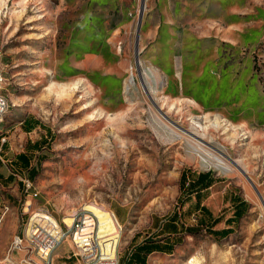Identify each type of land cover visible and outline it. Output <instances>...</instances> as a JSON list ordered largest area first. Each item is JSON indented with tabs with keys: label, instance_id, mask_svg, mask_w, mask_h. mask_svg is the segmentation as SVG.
Here are the masks:
<instances>
[{
	"label": "rangeland",
	"instance_id": "374dc122",
	"mask_svg": "<svg viewBox=\"0 0 264 264\" xmlns=\"http://www.w3.org/2000/svg\"><path fill=\"white\" fill-rule=\"evenodd\" d=\"M141 5L0 0L9 105L0 138L9 156L31 138L48 143L34 155L31 190L21 186L9 202L21 179L0 186V264L25 257L9 250L36 192L33 202L69 225L82 210H115L120 259L136 234L151 238L153 222L176 209L184 169L220 179L206 203L222 218L214 229L229 226L233 196L246 215L227 237L199 223L148 264H264V0H145L139 28ZM27 115L42 124L28 135L19 126ZM199 214L186 221L196 225ZM73 246L67 239L54 264H85Z\"/></svg>",
	"mask_w": 264,
	"mask_h": 264
},
{
	"label": "built area",
	"instance_id": "2783aa9c",
	"mask_svg": "<svg viewBox=\"0 0 264 264\" xmlns=\"http://www.w3.org/2000/svg\"><path fill=\"white\" fill-rule=\"evenodd\" d=\"M1 57L0 51V112H4L9 109V105L3 94L5 78ZM32 185L30 179L24 181L26 191L31 190ZM36 196H38L37 192L33 194V197ZM103 212L113 220L116 228L120 227L114 213ZM100 226L101 219L94 210L78 212L66 228L51 214L40 212V218H33L32 213L26 223L24 234H17L13 237L9 251L25 253V257L20 260L19 264H54L57 249L67 239H71L75 250L74 255L80 256L85 264H120L116 247L107 251L101 243L105 239H110L114 234L101 236ZM7 261L11 263L10 259Z\"/></svg>",
	"mask_w": 264,
	"mask_h": 264
},
{
	"label": "trees",
	"instance_id": "16d2710c",
	"mask_svg": "<svg viewBox=\"0 0 264 264\" xmlns=\"http://www.w3.org/2000/svg\"><path fill=\"white\" fill-rule=\"evenodd\" d=\"M20 158L24 155H20ZM1 178V176H0ZM220 179L216 178L211 171L208 172H191L184 169L180 175L179 190L180 195L177 200V207L168 217L158 235L167 234L169 238L166 240H156L154 238H142L141 234H136L130 244L128 251L119 259L121 264H147V259L153 252L172 253L175 245L181 244L183 234H197L201 229L199 223L206 225L210 234L220 237H227L234 232L232 227L223 230H214L213 227L221 221V217L214 218L213 215L202 206V201L209 195V189ZM194 201V202H193ZM189 205V206H187ZM243 208L236 209L233 218H229V224L239 220L247 211L248 205L245 201L240 202ZM196 212L201 213L196 225L187 224L186 219ZM206 217V219L204 217ZM166 219V218H165ZM208 222V223H207ZM175 236L173 240L171 236ZM141 238L143 239L140 242Z\"/></svg>",
	"mask_w": 264,
	"mask_h": 264
},
{
	"label": "crops",
	"instance_id": "0c3cea01",
	"mask_svg": "<svg viewBox=\"0 0 264 264\" xmlns=\"http://www.w3.org/2000/svg\"><path fill=\"white\" fill-rule=\"evenodd\" d=\"M0 121H1V118H0ZM19 126H20V130L22 131V133H24L26 135L31 134L32 132H34L35 130H37L39 128H42L41 122H39L38 120H36L34 117L28 116V115L26 117H24L19 122ZM46 133H48V132H46ZM5 142H6V138L5 137H1L0 138V176H1V178H0V186L3 187V188H7L8 189L10 186H12V187L14 186V183L17 180V178L21 179V181H22V182L18 181L19 182V184H18L19 187H14L13 188V192H12V194H10V196L9 195H6L7 200L10 202V201H12L13 198H14V200L15 199H18L17 197L20 194L19 193V190L21 189V186H24L23 176L26 179H30L31 181H34L36 179V177L38 176V174H39V166L41 164V160H40L39 157L37 159H35L34 158L35 157L34 155H36V153L43 152L44 149L46 148V145L48 143H47V136L46 135L45 136H42L39 140H33L31 138V139H28L26 141V143H25V145H24V147H23L22 150H20L16 154H13V155L9 156L10 155L9 154L10 153V148H9V145L6 144ZM20 155H24V157L20 158L19 157ZM218 182H220V181H218ZM218 182H216L209 189V195L206 198H204L203 201H202V206H205L207 208V210H209V212L213 215L214 218H217V217H220V216H214V213L209 209V207L206 205V203L211 198V196H212V194L214 192V187H215V185ZM30 197L31 198H29L26 201V207H25L26 210H32V213L35 212V211H39V212H43V213H49L48 210L42 209V206L39 205L37 203V201L36 202H33L34 200H36V198H34L33 196H30ZM231 200H233V204H234V213H235L236 209L243 208L242 205H240V202H243L245 200H242L239 197H235V196H233L231 198ZM1 201H2V199L0 198V205H1L2 202H3V204L6 202L4 199H3L2 202ZM34 205H36V206H34ZM14 208L15 207L13 206L11 209L14 210ZM1 209L2 208L0 206V210ZM105 211H107V210H105ZM111 212L114 213V215L116 217V220L119 223L120 221H119V219L117 217V214H116L115 210L114 211L111 210ZM198 213H200V212H198ZM234 213H233V216H234ZM49 214H51L60 224L64 225L63 226L64 228H66L67 225H69L66 222V219H60L59 216H54L52 213H49ZM171 215H169V216H171ZM194 215L195 214H193L190 217H188L187 218L188 221L190 219H192V217ZM245 215H246V213L244 214V216ZM233 216H232V218H233ZM168 217H166V219L163 218V219L156 220L155 222H153L152 225H153L154 229L156 230V232L154 233V235L151 238H154L156 240H162V239H164V240L167 241L166 238H169V236L167 234L158 235L157 232H158V230H160L162 228L163 224L165 222H167ZM199 217H201V213L199 214L198 218ZM202 217H204V216H202ZM204 218L206 219V217H204ZM227 220H226V222H227ZM221 221H222V219H221ZM233 223H235V222H233ZM187 224L192 225V226L195 225V224H190V222H187ZM218 224H216L213 227V229ZM119 225H120V223H119ZM228 225H229L228 227H231L232 223L231 224L228 223ZM4 226H3V229H4ZM25 227H26V225H25ZM223 229H225V228H223ZM223 229H219V230H223ZM214 230H217V229H214ZM23 232H25V231L23 230ZM186 234H189V233H186ZM186 234H183V237ZM4 237H6V235H4ZM146 238H149V237H146ZM174 238H175L174 235L170 237L171 240H173ZM142 241H143V239L141 238L140 242H142ZM181 244L175 245L172 253L174 252L175 248L177 246L181 245ZM73 248H74V246H73ZM153 253H162V252H153ZM172 253H170V254H172ZM152 254H150V255H152ZM164 254H168V253H164ZM149 256H148V259H149ZM68 258H70V256H68ZM148 259H147V264H148ZM78 261H79L78 263L84 264V263H82L81 260H78Z\"/></svg>",
	"mask_w": 264,
	"mask_h": 264
},
{
	"label": "bare ground",
	"instance_id": "6f19581e",
	"mask_svg": "<svg viewBox=\"0 0 264 264\" xmlns=\"http://www.w3.org/2000/svg\"><path fill=\"white\" fill-rule=\"evenodd\" d=\"M4 112H0V115ZM94 212H96L97 215H99L101 219V226H100V235H111L115 234L117 228L116 224H114L113 220L101 209L93 208ZM33 218H40V213H37L33 216ZM71 220V219H70ZM118 236H112L110 239H105L101 243L103 244L104 248L107 249V251L113 250L114 246H117ZM189 264H201V262L197 258H192Z\"/></svg>",
	"mask_w": 264,
	"mask_h": 264
},
{
	"label": "water",
	"instance_id": "95a60500",
	"mask_svg": "<svg viewBox=\"0 0 264 264\" xmlns=\"http://www.w3.org/2000/svg\"><path fill=\"white\" fill-rule=\"evenodd\" d=\"M144 9H145V0H142V5H141V10H140V16H139V28L143 19V14H144ZM138 55H139V50L136 47V62L138 63Z\"/></svg>",
	"mask_w": 264,
	"mask_h": 264
}]
</instances>
